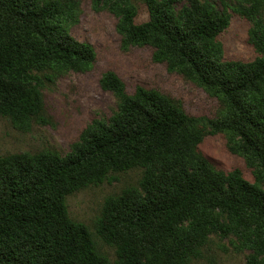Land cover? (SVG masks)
I'll return each instance as SVG.
<instances>
[{
    "label": "trees",
    "instance_id": "1",
    "mask_svg": "<svg viewBox=\"0 0 264 264\" xmlns=\"http://www.w3.org/2000/svg\"><path fill=\"white\" fill-rule=\"evenodd\" d=\"M116 17L121 48L152 47V60L196 82L223 106L210 121L185 113L178 100L136 87L127 93L112 71L99 85L118 100L93 120L70 151L0 157V264H110L86 225L72 220L66 197L141 169L138 186L108 197L94 234L114 248L113 264H189L203 257L210 234H234L264 264V0H240L253 22L255 58L225 61L219 35L226 9L202 0H92ZM75 0H0V117L29 131L43 124V90L61 72H86L94 48L67 32ZM236 138L230 151L252 169L223 172L203 156L206 135ZM250 236H246V235Z\"/></svg>",
    "mask_w": 264,
    "mask_h": 264
},
{
    "label": "rangeland",
    "instance_id": "2",
    "mask_svg": "<svg viewBox=\"0 0 264 264\" xmlns=\"http://www.w3.org/2000/svg\"><path fill=\"white\" fill-rule=\"evenodd\" d=\"M218 11L226 9L229 26L219 35L218 55L225 61L249 62L255 52L249 43L253 22L238 11L247 8L240 0H202ZM137 10L136 23L148 19L141 0H131ZM264 20V14H262ZM116 17L106 8L94 6L92 0H75L73 16L65 25L67 32L79 42L89 43L95 51V60L86 72L66 70L43 90L44 114L47 123H32L29 131L12 126L0 117V157L10 154H35L55 151L64 156L78 141L81 132L93 120H106L117 109L118 100L99 85L102 74L114 72L125 84L127 93L136 87L155 90L178 100L189 116L217 121L223 106L204 87L186 79L178 72L167 70L166 63L152 60V47L121 48L122 36L116 31ZM236 138L224 134L206 135L200 151L216 169L229 172L239 169L246 180L252 181V169L245 159L232 153L229 147ZM141 169L115 175V179L98 186L81 189L66 197L69 217L87 226L93 234L98 251L110 264L114 263V248L103 243L94 234V224L108 197L121 194L129 186H138ZM250 236V235H246ZM251 250L234 234H210L203 257L189 264H246Z\"/></svg>",
    "mask_w": 264,
    "mask_h": 264
}]
</instances>
